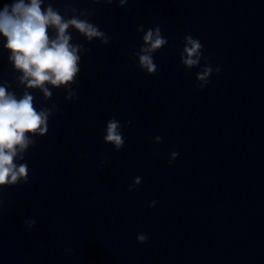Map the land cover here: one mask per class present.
<instances>
[{
    "label": "water",
    "instance_id": "1",
    "mask_svg": "<svg viewBox=\"0 0 264 264\" xmlns=\"http://www.w3.org/2000/svg\"><path fill=\"white\" fill-rule=\"evenodd\" d=\"M49 7L109 43L70 25L73 81L29 87L0 33V87L48 115L14 157L27 179L0 185V264H264V0H41ZM157 26L168 42L153 74L138 53ZM188 35L202 44L193 67L181 59ZM113 118L120 150L104 140Z\"/></svg>",
    "mask_w": 264,
    "mask_h": 264
},
{
    "label": "clouds",
    "instance_id": "2",
    "mask_svg": "<svg viewBox=\"0 0 264 264\" xmlns=\"http://www.w3.org/2000/svg\"><path fill=\"white\" fill-rule=\"evenodd\" d=\"M109 3L112 0H108ZM127 0H119L124 5ZM49 25L55 26L58 30L57 39L50 41L48 35ZM74 26L84 34L89 41L94 37H101L102 43H109V38L97 25L86 20L72 18L65 21L54 12L51 7L45 14L41 10V0H14L13 3H5L0 9V33L7 37L6 47L12 51L11 59L15 62V67L23 71L22 80H26L29 87H43L45 82L59 86L73 81L77 72V62L80 57L77 55L79 46L70 45V35L66 34L69 26ZM143 31V26L138 29ZM144 46L141 48L139 64L149 73H156L157 65L153 62L152 53L167 44V39L161 35V29L149 28L143 35ZM185 45L181 56L182 62L188 66H197L200 63L202 44L198 38L192 35L185 37ZM212 67L206 66L198 73L197 78L204 81L198 85L203 88L210 83L209 77ZM217 72L220 68L216 69ZM31 78V79H29ZM45 95L51 93L47 88L43 89ZM48 115L46 111H37L33 106V97L25 94L21 99H16L14 95L7 92L6 88L0 87V185L16 184L22 177L26 180L28 169L26 164L19 167L14 163L17 156V149L23 152L31 141L26 136L27 133H39L43 135L48 131ZM131 125V121L127 122ZM120 122L110 119L106 126L105 142L111 143L116 150H120L125 145L124 137L120 131ZM159 141L160 137L157 136ZM172 160L179 155L173 152ZM140 178H136V183ZM130 186L129 190H133ZM155 204V201L152 202ZM147 237L143 234L138 236L140 242H144Z\"/></svg>",
    "mask_w": 264,
    "mask_h": 264
}]
</instances>
